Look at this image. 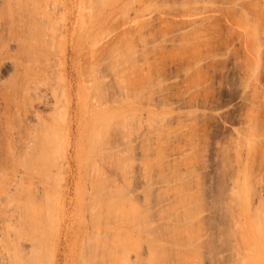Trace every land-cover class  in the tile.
Segmentation results:
<instances>
[{
	"label": "rangeland",
	"instance_id": "374dc122",
	"mask_svg": "<svg viewBox=\"0 0 264 264\" xmlns=\"http://www.w3.org/2000/svg\"><path fill=\"white\" fill-rule=\"evenodd\" d=\"M28 2L29 5L26 4L28 6L25 5V7L29 10L32 5L30 1ZM10 3L8 0H0V264H82L83 262L90 264L91 261L95 264H264V239L262 238L264 236V0H47L49 8L47 15H49L48 17L46 15L40 22L42 24L40 28L44 24V29H47L44 30L47 32L43 31L46 36L44 38L41 34L36 35L37 44L45 46L46 42L48 52L43 62L44 67L47 66L50 70L48 79L36 85V90L43 94L44 100H37L32 95L33 85L26 93L30 96L28 99L26 95L22 98L20 93H17L16 88L25 77L31 76L34 79L35 68L31 75L30 64L27 65L24 62V51L17 49L16 43L10 40L9 35L11 34H8L6 25L10 23L11 15L5 9L11 7ZM115 3L116 5L112 6ZM62 6H64V10ZM12 7L14 6L12 5ZM110 10L112 12L114 10L113 14H115H111ZM108 12H110L109 15H107ZM104 15H106V19L103 17ZM28 19L34 20L33 17L30 19V16ZM36 20L35 18L34 23L30 21L32 22L30 24L36 26L38 24ZM100 21L106 22L102 25ZM65 25H67V29ZM94 30H100L98 32L103 30L102 33L107 35L96 46L90 39ZM60 33L61 35L64 33L62 37ZM50 37L53 40H50ZM87 39L90 40L87 41ZM81 40H83V46H88V49L86 46L81 47ZM78 42L81 48L78 47ZM89 45H92L93 48ZM73 48L80 49V53L76 49L77 52H75ZM89 51L94 53V55L91 53V57L94 56L98 63L94 62V58L91 59L90 55H86ZM82 54L86 57L83 58ZM89 59L98 65L97 69L94 64H92L93 66L90 64L91 61L88 62ZM64 60H66V66L68 65L66 67L67 74L72 77L71 82H73L69 96V100H73L70 117L69 115L64 117L66 116L67 103L63 105L65 106L63 109L62 104L66 101L61 97L62 87L58 76V73H61V62ZM87 63L88 65H86ZM84 67L85 69L89 68L88 71L85 69L83 71ZM92 68L94 73L97 72L94 74L95 77L98 76L100 79L104 77L101 80L98 78L99 81L97 79L96 84L99 83L98 86L102 87L100 91L103 88L108 89L106 90L108 96L105 93V97H101L104 92L95 94L97 90H94L95 84L92 83L95 80H92L91 84L88 83L87 78L93 75L89 72ZM98 68L100 69L98 70ZM87 72L90 75L85 77L87 79L85 82L86 79L83 75H86ZM116 72L117 74H115ZM80 81L81 87L77 86ZM84 82L88 83L90 89ZM101 83L104 85L102 86ZM92 84L93 86H91ZM97 87L95 89L99 88ZM104 89L102 91H105ZM79 92L84 97H90L89 100L92 102L87 104L94 103L96 106L102 104L101 102L109 105L112 103L110 98L114 94L115 101L112 99L111 101L116 103L118 101V105L115 103L109 105L116 106L111 107L114 109L110 114L112 124L110 122L107 123L110 126L106 124L109 135L105 131L106 125H100L94 121L93 115L88 118L89 105L84 106V110L87 112L84 111L81 112L83 115L80 114L79 109L82 106L80 101L78 100V108L74 104ZM16 94H19L18 97ZM61 99L64 101L63 103ZM87 99L88 97H86ZM12 101L15 104H12ZM20 101L23 102V108ZM17 104H20L18 107L22 109L12 108V105L16 107ZM103 107L102 104L101 108ZM76 108L78 114L75 113L77 112ZM33 111H38V114L40 113L39 115H42L41 118L44 119L37 116L41 120L38 119L32 114ZM62 112L64 113L63 120L66 118L67 124L70 123V126L66 124L69 127L64 129L66 134L61 132L63 128H58L60 127L58 124L62 123V118L58 117L59 121L57 122L51 117L52 114L60 116ZM49 117L58 124H55L54 121L50 122ZM38 120L39 124H37ZM81 124H85L87 129L84 130V127L81 129ZM28 125L29 130L33 129L35 134L39 135L36 136L35 141L28 139H33L32 137L35 136L34 131H28ZM38 125L48 128L43 126L44 128L37 129ZM23 126H26L27 130H24ZM34 126H37L36 129L39 131L44 129V132L48 129L50 132L58 128L57 132L54 130L56 136H51L55 139L59 136L58 143L54 145L55 142L52 139H48L49 142H47L48 140L44 139L47 135L42 133L43 136L46 135L43 137L39 131L36 133L37 130ZM104 126L106 128L103 129V137L100 135V129L102 130ZM94 128H97L100 133L95 135L94 133L97 131ZM21 131L25 132V135L28 134L27 132L34 134H31L32 137L30 134L29 137L26 136L30 142ZM62 133L65 134L64 138ZM82 134H86V136L83 137ZM21 135L26 140L25 150L31 142L43 144V139L44 142H47V147L53 145L58 147L59 150L54 146L50 147L59 151L60 155H58L59 153L56 155L60 159L54 155L58 161L50 152L51 157L46 155L45 152L49 149L45 150V155L42 151L37 152L39 150H35L36 152L32 150L34 153L31 151L33 155L39 153L40 159L43 154L45 158L48 156L50 159L53 157V161L56 160L54 165L52 164L53 166H49L51 165H48L50 159L47 158L46 163L45 161L43 163L46 165H41V169L44 166V170L51 168L50 170L57 171L36 170L37 174L49 177L48 182L40 181L43 179V177L40 178L41 175L36 174L38 178L34 177L36 172L31 175L30 172L35 171L36 166L39 169V162L44 160L41 159L38 162L39 159H37L34 163L35 159L33 158L36 156H32V154L29 156L30 159L23 155L26 158L25 161L31 160L33 164L37 162L39 164L34 165V170L31 171H28L30 169L27 168V173L29 172L30 175L22 173L23 177L18 173L25 165L29 164L28 167L31 166V169L33 166L30 161L22 166V162H24L22 154L27 151L21 149L23 143L18 140L21 139L19 137ZM95 136H98L99 139L103 137L104 140L99 142ZM74 137H78L77 140ZM92 137L98 139L97 144H101V147L106 149L103 150L104 155L107 153L103 158L106 163L101 161L104 165L100 166L103 168L99 166L97 169L103 170L96 171L100 178L95 172L90 171L89 167L87 169L80 168L81 166L86 167L85 161L90 158L89 148L92 146L90 144L96 140ZM9 138L12 139V144ZM79 138L82 143L78 142ZM7 139L9 143H7ZM41 139L42 141H40ZM76 142L78 145L75 144ZM49 143L53 145H49ZM86 143L87 145H85ZM37 144L34 146L35 148ZM80 144L81 146L83 144L82 148L79 146ZM29 148L32 149L31 146ZM39 149L41 150L42 146ZM43 149H45L44 144ZM15 151H17L14 163L16 165L13 168L9 158L10 153ZM50 151L52 152V150ZM61 151L64 152V155ZM84 152L86 153L84 154ZM116 156L118 158H115ZM17 158H21L18 163ZM74 165L78 166L79 171ZM106 166L109 168L107 169ZM22 170L24 171V169ZM49 171L52 173H48ZM58 171H61L59 177L56 175ZM85 175L88 178L91 175V180L98 181V178L100 179V183H96L97 189L94 184L97 181H94L92 183L94 185H92L90 182L93 180H88ZM26 176L27 179H25ZM94 176L95 178H93ZM77 178L79 181L77 180L76 183ZM84 180L86 187L83 184ZM62 183L65 184L62 185ZM78 186H81L82 191ZM88 186L93 190L89 191L91 189ZM117 186L118 189H116ZM64 188L68 190H65L67 192L63 194L61 192ZM108 188H112L114 191ZM43 189L47 190V195H44ZM84 189L86 190L85 194L91 193L84 195ZM101 189H105V193ZM94 190L99 193L98 201H95L97 206H94L93 200L89 199L95 194ZM40 193L46 197L43 199ZM73 196H77V199ZM111 196L113 197L111 198ZM78 199H80L79 204L74 202ZM88 199L93 207H90ZM29 202L30 206H26L32 208L22 207ZM35 202H37L36 205ZM85 203H88L89 206H86L88 204L85 205ZM38 204H40L39 207H37ZM78 207L80 211H78ZM81 208L84 210L92 208V211L89 209L88 214L87 209L83 212ZM71 212L74 217L70 215ZM77 212L81 214H77ZM75 213L78 215L77 217ZM80 215L83 216L79 217ZM91 215L94 219H96L95 217L104 219H99V224L102 225L101 231L99 228L90 230ZM93 218L92 220H94ZM85 221L88 222L83 226ZM32 222L37 226L32 225ZM27 224H31V226L29 227ZM22 228L27 230V234L24 233L25 236H29L28 233L32 231L29 237L30 241L27 236L23 238L24 234L20 236L23 233ZM196 229H198L196 231L198 235L195 234ZM75 232L79 234L76 233L77 236H75ZM72 233L74 234L72 235ZM90 233L92 239L88 240ZM92 233L100 235L97 238ZM84 234L88 236H84ZM74 239L75 245H73V241L70 242ZM84 241H89V243L87 242L86 245ZM90 241H93V244ZM92 245L94 248L91 247ZM31 246L36 247L34 252L30 248ZM72 246L75 248L73 249ZM71 249L74 253L70 251ZM29 250L32 254L27 255ZM92 250L95 252L94 254L92 252L95 258L91 257L94 259L89 260L91 255L88 256V254H91ZM82 258H84L83 262ZM64 259H67L68 263ZM93 262L91 263L94 264Z\"/></svg>",
	"mask_w": 264,
	"mask_h": 264
},
{
	"label": "bare ground",
	"instance_id": "6f19581e",
	"mask_svg": "<svg viewBox=\"0 0 264 264\" xmlns=\"http://www.w3.org/2000/svg\"><path fill=\"white\" fill-rule=\"evenodd\" d=\"M10 1H11V0H8L9 3H10ZM28 1H30V4L32 5V6H31V9H29V10L26 8V7L29 5V4H28V3H29ZM43 1H44V0H12L11 3H10V5H9V6H11V7H9V8L12 10V12H10L11 10H10L9 8H5L6 11L9 12L10 15H11L10 20L8 19L10 23L7 22L8 25H6V26L8 27V34H11V35H9L10 40H11V41H14V42L16 43V45H17V49H19V50H23V51H24V62H25L27 65L30 64V67H31V75H32L33 70H34V68H35L34 79H32L31 76H30L29 78H26V77H25V78L22 80V83L20 82V85L16 88L17 93L19 92L20 95L22 96V98L25 97V95H26L27 99H28L30 96H28L26 93H27V91L31 88V86L33 85V93H32V95H33L34 97H36L37 100H38V99H40V100H44V96H43V94H40V92L36 90V85H37L38 83H42V82L46 81V80L48 79V75H49L48 72L50 71V70H48V67H47V66L44 67V65H43V62L45 61V59H46V55H47V53H48V52H47V45H46V42H45V46H46V47H45V46H42V45H39V44H37V42H36V35H37V34H41L43 37L46 36L45 34H43V31H44V30H47V29H46V28L44 29V24H43V27H42L43 29L40 28V25H42V24H40V22H41V20L44 19V17H46L47 13H49V12H47V10H48L49 8L47 7V3H48V2L46 3L47 0H45V3H43ZM63 1H66V0H63ZM67 1H68V0H67ZM102 1H103V0H102ZM61 2H62V1H61ZM61 2H60V4H61ZM13 3H14V4H13ZM4 4H6V3H4ZM26 4H28V5H26ZM48 4H49V3H48ZM63 4H64V2H63ZM12 5H13L14 7H12ZM25 5H26V7H25ZM64 5H65V4H64ZM104 5H105V4H104ZM115 5H116V3L113 4L112 6H115ZM69 6H70V5H69ZM5 7H6V6H5ZM7 7H8V6H7ZM60 7H61V6H60ZM66 7H68V6H66ZM12 8H13V9H12ZM28 8H29V7H28ZM63 8H64V6H62V9H63ZM112 8H113V7H112ZM114 8H115V7H114ZM26 9H27V10H26ZM116 9H117V8H116ZM116 9H115V11H116ZM8 10H9V11H8ZM13 10H14V11H13ZM59 10H60V9H59ZM63 10H64V9H63ZM66 10H67V9H66ZM79 10H80V9H79ZM27 11H28V12H27ZM60 11H61V10H60ZM60 11H59V13H60ZM72 11H73V10H72ZM110 11H111V14H113L114 10H113V12H112V10H110ZM65 12H66V11H65ZM79 12H80V11H79ZM183 12H184V11H183ZM71 13H72V12H71ZM77 13H78V12H77ZM109 13H110V12H108L107 15H109ZM188 13H189V12H188ZM68 14H69V12H68ZM68 14H66L67 17H69ZM111 14H110V16H111ZM114 14H115V13H114ZM114 14H113V15H114ZM48 15H49V14H48ZM48 15H47V17H48ZM66 15H65V16H66ZM96 15H97V14H96ZM113 15H112V16H113ZM7 16H8V15H7ZM24 16H25V19H24ZM28 16H30V19H32V17H33V19L35 20V18H36V19H37L36 22L38 21V24H37L36 26H34V24H33V25L30 24V23H32V22L34 23V20H29V19H28ZM31 16H32V17H31ZM58 16H59V15H58ZM105 16H106V15H104L103 17H105ZM26 17H27L28 20L26 19ZM34 17H35V18H34ZM103 17H102V18H103ZM8 18H9V17H8ZM63 18H64V17H63ZM71 18H72V16H71ZM239 18H240V17H239ZM241 18H242V17H241ZM241 18H240V19H241ZM105 19H106V17H105ZM105 19H104V20H105ZM107 19H108V17H107ZM243 19H244V18H243ZM8 20H7V21H8ZM25 20H27V21H25ZM60 20H61V19H60ZM62 20H63V19H62ZM66 20H68V19H66ZM66 20H65V21H66ZM69 20H70V19H69ZM75 20H76V19H75ZM87 20H88V17H87ZM108 20H109V19H108ZM28 21H29V22H28ZM30 21H32V22H30ZM71 21H72V20H71ZM71 21H70V22H71ZM101 21H102V19H101ZM101 21H100V22H101ZM36 22H35V23H36ZM60 22H61V21H60ZM73 22H74V21H73ZM104 22H106V21H104ZM104 22H101L102 25H103ZM107 22H108V21H107ZM234 22H235V21H234ZM242 22H243V21H242ZM42 23H44V22H42ZM61 23H62V22H61ZM98 23H99V22H98ZM73 24H74V23H73ZM99 24H100V23H99ZM105 24H106V23H105ZM105 24H104V26H106ZM247 24H248V23H247ZM100 25H101V24H100ZM100 25H99V26H100ZM6 26H5V27H6ZM32 26H34V28H32ZM65 26H66V29H67V25H65ZM65 26H64V27H65ZM95 26H96V25H95ZM99 26H98V27H99ZM239 26H240V25H239ZM242 26H243V25H242ZM7 27H6V30H7ZM75 27H76V26H75ZM101 27H102V26H101ZM245 27H246V26H245ZM61 28H62V25H61ZM94 28H95V27H94ZM94 28H92V29H94ZM98 29H100V27H99ZM102 29H103V28H102ZM107 29H108V28H107ZM246 29H247V28H246ZM246 29H245V30H246ZM253 29H254V28H253ZM61 30H62V29H61ZM63 30H64V29H63ZM71 30H73V29L71 28ZM95 30H96V29H95ZM95 30H94V31H95ZM251 30H252V29H251ZM255 30H256V29H255ZM98 31H100V30H98ZM98 31H95V32H97V33L94 32V34H93V31H92V34H93V35H92V37L90 38L91 41H92V44L94 43L95 46L98 45V44L101 42V40H102L105 36H107V35H104V34L102 33L103 30H101V32H98ZM44 32H47V31H44ZM70 32H72V31H70ZM75 32H76V31H75ZM245 32H246V31H245ZM245 32H244V33H245ZM251 32H252V31H251ZM83 33H84V30H83ZM104 33L106 34V31H105ZM46 34H47V33H46ZM63 34H64V33H63ZM63 34H62V35H63ZM77 34H78V33H77ZM90 34H91V33H90ZM250 34L253 35L252 33H250ZM250 34H249V35H250ZM50 35H51V34H50ZM60 35H61V33H60ZM62 35H61V37H62ZM78 35L80 36V34H78ZM87 35H88V33H87ZM247 35H248V34H247ZM251 35H250V36H251ZM47 36H48V34H47ZM52 36H53V35H52ZM74 36H75V35H74ZM253 36H254V35H253ZM76 37H77V36H76ZM44 38H45V37H44ZM63 38H64V36H63ZM63 38H62V39H63ZM60 39H61V38H60ZM62 39H61V40H62ZM77 39H78V38H77ZM85 39H86V37H85ZM90 39H87V41L90 40ZM256 39H257V38H256ZM50 40H53L52 37H50ZM58 40H59V39H58ZM63 40H64V39H63ZM65 40H66V39H65ZM71 40H73V39L71 38ZM78 40H80V39H78ZM78 40H76V41H78ZM246 40H247V39H246ZM74 41H75V38H74ZM82 41H83V40H81V43H82ZM84 41H85V40H84ZM87 41H86V42H87ZM255 41H256V40H255ZM255 41H254V42H255ZM51 42H52V41H51ZM68 42H69V41H68ZM72 42H73V41H72ZM249 42H250V41H249ZM63 43H64V42H63ZM63 43H62V46H63ZM76 43H77V42H76ZM69 44H70V43H69ZM69 44H68V46H69ZM72 44H73V43H72ZM72 44H71V46H72ZM94 44H93V45H94ZM75 45H76V44H75ZM77 45H79V42H78ZM84 46H86V45H84ZM84 46H83V43H82L81 47L84 48ZM89 46L93 48L92 45H89ZM95 46H94V47H95ZM74 47H75V46H74ZM78 47H80V45H79ZM81 47H80V48H81ZM86 47H87V49H88V46H86ZM86 47H85V49H86ZM245 47H246V46H245ZM250 47H251V44H250ZM252 47H253V46H252ZM62 48H64V47H62ZM70 48H72V47H70ZM76 48H77V46H76ZM76 48H75V49H76ZM75 49L73 48L74 51H75ZM95 49H96V47L94 48V50H95ZM250 49H251V48H250ZM76 50L79 51L80 49H76ZM82 50H84V49H82ZM94 50H93V52H95ZM77 51H75V52H77ZM91 51H92V50H91ZM65 52H66V51H65ZM72 52H73V51H72ZM93 52H91V53H93ZM62 53H63V51H62ZM70 53H71V52H70ZM79 53H80V51H79ZM79 53H78V54H79ZM91 53H90V51H89V53L86 54V55H90L89 57H91ZM64 54H66V53H64ZM64 54H63V55H64ZM73 54H74V52H73ZM75 54H76V56H77V53H75ZM63 55H62V56H63ZM86 55L83 56V54H82L83 58L86 57ZM92 55H94V53H93ZM108 55H109V54H108ZM251 55H252V54H251ZM76 56H75V57H76ZM255 56H256V55H255ZM107 57H108V56H107ZM92 58H94L93 61L96 62V61H95V57L93 56V57H91V59H92ZM110 58H111V57H110ZM61 59H62V57H61ZM91 59L88 60L89 63H90ZM116 59H117V58H116ZM111 60H112V59H111ZM254 60H255V59H254ZM65 61H66V60H64V62H63V61L61 62V65H62L61 68H60V69H61V73H58V72H57V73H58V76H59V78H60V80H61V87H62V94H61V97L64 99V101H66V102H64V101L61 99V100H62V103L64 102V104H62V106L65 105V103H67V104H66V105H67V111H66V113H65L66 116H64V117H67L68 115H69V117H70V116H71V115H70V111H71V107H72V104H73V100H69V96H70L71 91H72L71 89H72V87H73V86H72L73 82H71V81H72V77H71V76H68V74H67L66 67H67L68 65L66 66ZM83 61H85V60H83ZM86 61H87V60H86ZM70 62H71V61H70ZM96 63H98V62H96ZM104 63H106V62H104ZM71 64H72V63H71ZM84 64H85V63H84ZM90 64L92 65V64H94V63H92V61H91ZM75 65H76V63H75ZM75 65H74V66H75ZM86 65H88V63H87ZM94 65H95V64H94ZM100 65H101V64H100ZM78 66H82V65H78ZM78 66H77V67H78ZM92 66H93V65H92ZM97 66H98V65L96 64L94 67L97 69ZM94 67H93V68H94ZM99 67H100V66H99ZM72 68H74V67L72 66ZM75 68H76V66H75ZM75 68H74V69H75ZM93 68L91 69L92 72L89 70V72L93 74V75L90 76V77H91V80H90V77H88V76L90 75L88 72H87L86 75H85V74H84V75L82 74V75L84 76V79H86V78H85L86 76L88 77V78H87V79L89 80L88 83H90V84H91V81H92V80H95V81H93L92 83L95 84L94 86H96V85L98 86L99 83H98V84H96V83H97V79H98L99 77H98V76H97V77L94 76V74L97 73V72L94 73V72H93ZM69 69H70V68H69ZM82 69H83V71H85V70L88 71L89 68L87 69V67H86V69H85V67H84V68H82ZM84 69H85V70H84ZM99 69H100V68H98V70H99ZM108 69H110V68H108ZM72 70H73V69H72ZM78 70H79V69H78ZM105 70H106V69H105ZM115 70H116V69H115ZM76 71H77V69H76ZM79 71H80V70H79ZM103 71H104V70H103ZM106 71H107V70H106ZM106 71H105V72H106ZM109 71H110V70H109ZM116 71H117V70H116ZM73 72H74V70H73ZM99 72H100V71H99ZM77 73H79V72H77ZM82 73H83V72H82ZM84 73H86V72H84ZM109 73H110V72H109ZM71 74H72V73H71ZM75 74H76V73H75ZM105 74H106V73H105ZM115 74H117V72H116ZM78 75H80V74H78ZM82 75H81V76H82ZM101 75H102V74H101ZM76 76H77V75H76ZM92 76H94V77H92ZM103 76H104V74H103ZM115 76H118V75H115ZM74 77H75V75H74ZM79 77H80V76H79ZM79 77H76V78L79 79ZM82 78H83V77H82ZM94 78H95V79H94ZM103 78H104V77H103ZM103 78H101V79H103ZM87 79L85 80V82H87ZM99 79H100V78H99ZM99 79H98V81H99ZM101 79H100V80H101ZM115 79H116V78H115ZM82 80H83V79H82ZM74 81H75V79H74ZM78 81H79V80H78ZM78 81H77V82H78ZM102 81H103V80H102ZM102 81H101V82H102ZM107 81H108V80H107ZM107 81H106V84H107ZM117 81H118V80H117ZM85 82H84V83H85ZM88 83H87V84L85 83V84L88 86ZM103 83H104V81H103ZM78 84H79V83H77V86H80V87H81V81H80V84H79V85H78ZM90 84H89V85H90ZM93 84H92L91 86H93ZM101 84H102V83H101ZM75 85H76V84H75ZM103 85H104V84H102V86H103ZM116 85H117V83H116ZM77 86H76V87H77ZM94 86H93L94 90H95V91L97 90V91L95 92L92 88H91V89L93 90V92H95V94L98 93V92H102V93L104 92V95H102V94L100 93V94L102 95L101 97H103V96L105 97V93H106V95H107L106 90H108V89L105 90V89L103 88L105 91H102L103 89L100 91V89H101L102 87L100 88V87L98 86V87H99V88H98V87L96 86L98 89H95L96 87H94ZM76 87H75V88H76ZM80 87H79V89H81ZM83 87H84V86H83ZM85 87H86V86H85ZM88 87H89V89H90V86H88ZM77 88H78V87H77ZM89 89H88V91H89ZM84 90H85V89H84ZM98 90H99V91H98ZM77 91H78V89H77ZM82 91H83V90H82ZM82 91H81V92H82ZM73 92H76V91H73ZM85 92H86V91H84V94H86ZM77 93H78V92H77ZM79 93H80V92H79ZM87 93H88V92H87ZM91 93H92V91H91ZM112 93H113V92H112ZM95 94H94V96H96ZM16 95H17V94H16ZM16 95H15V97H16ZM18 95H19V94H18ZM18 95H17V97H18ZM80 95H82L81 97H82L83 99H82L81 97L79 98ZM88 95H89V94H88ZM97 95H99V94H97ZM109 95H111V94H109ZM21 96H19V97H21ZM79 96L76 97V95H75V97H76V102L74 101V102H75L74 104H75L76 107L78 108V106H79V104H78V100L80 101L81 105L83 106V107L80 106V108H81V109H79L80 114H81V112L83 113L84 111H86V110H84V106L89 105L90 108H89V106H88V110H90V111H88V112L86 111L87 114L89 113L88 118L91 117V116L93 115L92 118H94V121H96V122H97L98 124H100V125H102V124H103V125H106L107 123H109V122L111 121L110 118H111L112 116H111L110 114H111V111H113L114 109H111V107H112L113 105H112V106H109V105H111V104H113V103H115L116 105H118V101H117V103L114 102V101H115V100L113 99L114 94L112 95L113 97L111 96L112 98H110V102H112V103H110L109 105H105V102H104V103L101 102V103L103 104V106H104L103 108H101V105H102V104H100L99 106H96L94 103H89V104H87L88 102H92V101L89 100V99H90L89 96H86V95H85L86 97H88L87 100H89V101L86 100V97H84L83 94L80 93ZM107 96H108V95H107ZM107 96H106V97H107ZM115 96H117V95H115ZM71 97H72V96H71ZM13 99H14V98H13ZM99 99H100V98H99ZM111 99L114 100V101H111ZM115 99L117 100V98H115ZM95 100H96V99H95ZM14 101H16V100H14ZM120 101H121V100H120ZM20 102H21V101H20ZM93 102L96 103V101H94V100H93ZM13 103L15 104V102L12 101V104H13ZM17 103H19V102H17ZM21 104H22L21 106H22V108H23V102H21ZM77 104H78V106H77ZM86 104H87V105H86ZM115 104H114V105H115ZM19 105H20V104H17L16 107H15V106L13 107V105H12V108H14V109L16 108V109H17V107H18ZM75 105H74V106H75ZM91 106H92V107H91ZM49 107H50V105H49ZM64 107H65V106H63V109H65ZM96 107H97V108H96ZM113 107H116V106H113ZM18 108H19V107H18ZM22 108H19V109H22ZM77 108H76L77 112H75L76 114H78V109H77ZM93 108H94V109H93ZM98 108H99V109H98ZM19 109H18V110H19ZM74 109H75V108H74ZM49 110H50V109H49ZM14 111H16V110H14ZM64 111H65V110H64ZM72 111H74V110H72ZM115 112H116V111H115ZM13 113H14V112H13ZM73 113H74V112H73ZM32 114H34L36 117H37V116H39L40 118L42 117V115H39L40 113L38 114V111H33ZM76 114H75V115H76ZM116 114H117V112H116ZM63 115H64L63 112H62V115H60L61 117L59 116V114H57V116H56L55 114H52V116L49 115V116L53 117V119H56L57 122L59 121V120H58V117H59V118H62V123L60 122L61 125H59V124H58L56 121H54L53 119L51 120L50 117H49V119L51 120L50 122H53V121H54V123L56 122L55 124H58V126H60V127H58V128H60V129L63 128V130H61V132H64V133H65L64 129H66V127L68 128V127L70 126V123H68L69 126H66V124H67V122H66V118L63 120V118H64ZM75 115H74V116H75ZM81 115H83V114H81ZM81 115H79V117H80ZM35 116H34V119H36ZM44 116H45V115H44ZM47 116H48V115H47ZM47 116H46V117H47ZM76 116H77V115H76ZM55 117H56V118H55ZM81 117H82V116H81ZM85 117H86V116H85ZM37 118H38V117H37ZM40 118H38V119H40ZM72 118H73V117H72ZM83 118H84V117H83ZM41 119H42V118H41ZM41 119H40V120H41ZM43 119H44V118H43ZM43 119H42V120H43ZM47 119H48V118H47ZM84 119H85V118H84ZM86 119H87V118H86ZM68 120H69V118H68ZM81 120H82V119H81ZM87 120H88V119H87ZM36 121H37V120H36ZM36 121H35V122H36ZM48 121H49V120H48ZM60 121H61V120H60ZM85 121H86V120H85ZM39 122H40V121L38 120V123H37V124H39ZM45 122L48 124L47 121H45ZM50 122H49V125L51 124ZM76 122H77V121H76ZM76 122H75V123H76ZM90 122H91V120H90ZM27 123H28V122H27ZM29 123H30V122H29ZM29 123H28V124H29ZM54 123H53V124H54ZM75 123H74V124H75ZM86 123H88V122H86ZM94 123H95V122H94ZM97 123H96V124H97ZM110 123H111V122H110ZM113 123H114V122H113ZM55 124H54V125H55ZM68 124H67V125H68ZM88 124H89V123H88ZM88 124H86V125H88ZM111 124H112V123H111ZM114 124H115V123H114ZM25 125H27V124H25ZM30 125H31V124H30ZM44 125H45V124H44ZM44 125H40V126H41L42 128L47 127V126H44ZM79 125H80V123H79ZM81 125H82V126H81V129H82L83 127H84V130L87 129V128L85 127V124H81ZM107 125H109V124H107ZM107 125H106L107 128L104 126V128H102V130L100 129L101 133H100L99 130L97 131V128L99 129V127H97V125H96L97 128H96V129L94 128V130H96L97 132L94 131V132H96V133H94V134L96 135V134H99V133H100V135L102 136L103 133H104V132H103V129L106 128V129H105L106 134L109 135V134L107 133V130H108V126H107ZM43 126H44V127H43ZM93 126H95V125L93 124ZM93 126H91V127L93 128ZM109 126H110V125H109ZM111 126H112V125H111ZM24 127H25V129H24ZM30 127H32V126H30ZM41 127H39V125H38V128H37V126H36V127L34 126L35 129H36V128H37V129H40ZM52 127H53V126H52ZM75 127H76V126H75ZM77 127H78V126H77ZM87 127H88V126H87ZM32 128H33V127H32ZM47 128H48V127H47ZM50 128H51V127H50ZM58 128H57V130H56V128H55V129L53 128V129L56 130V132H57V131L59 130ZM100 128H101V127H100ZM23 129H24V130H27L26 126H23ZM30 129H31V128H30ZM37 129H36V130H37ZM76 129L78 130V128H76ZM45 130H46V128H45ZM49 130H50V129L46 130L47 132H46V131L44 132V129H41L40 131L37 130L36 133H38V131H39V132H40L39 134H41V136H43L42 133H43V134L45 133L47 136L44 135L43 137L46 136L47 139H46V138H44V139H45V140H48V139L51 140V139H52V141L55 142V143H54V145H55L56 143H58L57 141H58V139H59V136L56 137L57 139L53 138L54 135L56 136V133L54 132V130H51L50 132H49ZM70 130H71V128H70ZM70 130H68V131H70ZM77 130H76V132H77ZM79 130H80V128H79ZM84 130H83V131H84ZM28 131L33 132L34 130H33V129H32V130H29V125H28ZM41 131H43V132H41ZM83 131H82V133H83ZM92 131H93V129H92ZM109 131H110V130H109ZM51 132H52V133H51ZM78 132H79V131H78ZM87 132H88V131H87ZM98 132H99V133H98ZM110 132H111V131H110ZM21 133H23V131H21ZM21 133H20V134H21ZM24 133H25V132H24ZM24 133H23V134H24ZM27 133H28V134H27ZM27 133H26V134H27L28 136L24 134L25 137H26V136L29 137V134H30V133H29V132H27ZM33 133L35 134V131H34ZM33 133H31V134H33ZM48 133H49V134L51 133V134L49 135ZM54 133H55V134H54ZM58 133H59V132H58ZM58 133H57V135H59ZM64 133H62V134H63V138H64V135L66 134V133H65V134H64ZM67 133H68V132H67ZM89 133H90V132H89ZM31 134H30V135H31ZM34 134H33V135H34ZM75 134H76V133H75ZM86 134H87V133H86ZM86 134H84V135L86 136ZM94 134H92V135H94ZM106 134H105V135H106ZM52 135H53V137H51ZM76 135H77V134H76ZM78 135H79V133H78ZM84 135L82 134L83 137H84ZM36 136L38 137L39 135L35 134V136H33V137H32V135H31V137H32L33 139H30V138H28V139H29L30 141H31V140L35 141V139L37 138ZM79 136H80V135H79ZM82 136H81V137H82ZM87 136H88V135H87ZM90 136H91V135H90ZM19 137H20L21 139H18V140H20V141L23 143V146H22V147H23V148H24V147H27V146H25V145H27V144H26L25 137H23V135H21V136H19ZM19 137H18V138H19ZM27 137H26V139H27ZM34 137H35V138H34ZM61 137H62V136H61ZM67 137H68V136H67ZM67 137H65V138H67ZM95 137L98 138V136H95ZM103 137H104V135H103ZM103 137H102L101 139L98 138L99 140L96 139V138H94V137H92V138H94V139H96V140H95V142H93V143L91 142V144H90V145H92V146L89 148L90 158L88 159V161L83 160V162H84V161L86 162V165H85L86 167H84V166H81V167H80V166H79L80 168L83 167V169H84V168L87 169V168L89 167L90 171L95 172V174L101 170V169H100V170H97V169L99 168L100 165L103 164V163H102V162H104L103 158H105V155H107V153L105 152L106 154L104 155L103 150H104L105 148H102L103 146L101 147V144H97V143H98L97 140H98L99 142H101L102 139L104 140ZM13 138H14V137H13ZM63 138H62V139H63ZM71 138H72V137H71ZM74 138H76L75 140H77L78 137H74ZM106 138H108V137L106 136ZM109 138H110V137H109ZM9 139H10L9 141H11V144H12V139H11V138H9ZM28 139H27V141H29ZM39 139H40V138H39ZM42 139H43V138H42ZM42 139H41L40 141H42ZM44 139H43L42 143L44 144L45 149H43V144H41L40 142H38L39 144H41L40 146H39V144H37V143H35V142H31V143H29L32 149L29 148V147H30L29 144H28V148H29V149L27 148V150H25V148L23 149V148L21 147L22 151H23V150H24V151H27V152H24L25 154L22 152V153H23V154H22V157L24 158V159H23L24 162H22V164H23L22 166H24L25 164H27L29 161L32 162L31 160H29L28 162H26L27 160L25 161V159H26L25 156H26V157H27V156L29 157L30 154H32V156H36V158H35V157L33 158V159H35L34 163L36 162L37 159H39V160H37L38 162L41 161V159H44V160H42L43 162H42V161L39 162V163H40V166H39V165H38V166H39L40 168L37 169V166H36V167H35V168H36L35 171H31V170H34V168H33L34 165H36V164L38 163V162H37L36 164H33V162H32V165H33V166H32V169H31V166H30V168L28 167V165H29V164H28V165H25V166H27V167L24 166V167L22 168V169H24V171L21 169V171H19L18 173H20L21 175H23L22 173H24L25 175H26V174L30 175V173H31V175H32L33 172H34V173L36 172L34 177H37V178H38L37 175H39V174H37L38 171H36V170H41L42 172H46V170L49 169V168H46V169L44 170V166H43V168H42V169L44 170V171H43V170L41 169V167H42L41 165H46V164H43V163H44V161H45V163H46V159H47V158H48V160L50 159L48 156L51 157V156L53 155V157L56 158V156H57L56 154L59 153V151H57L58 147H57V146L55 147L52 143H49V145L52 144V145L54 146V148H57V149H54V148L52 149V148H50V147H53V146H49V147H47L48 145H46V143L49 142V140H48L47 142H44ZM54 139H55V140H54ZM62 139H61V140H62ZM67 139H68V138H67ZM67 139H65V140L67 141ZM86 139L90 140L89 138H86ZM37 140H38V139H37ZM84 140H85V139H84ZM88 140H87V141H88ZM106 140H107V139H106ZM7 141H8V139H7ZM9 141H8L7 143H9ZM30 141H29V142H30ZM52 141H51V142H52ZM63 141H64V140H63ZM63 141H62V143H63ZM70 141H71V139H70ZM90 141H92V140H90ZM36 142H37V141H36ZM72 142H73V141H72ZM78 142L82 143L81 140H80V138L78 139ZM78 142H76L75 144L78 145ZM103 142H104V141H103ZM109 142H110V141H109ZM111 142H112V141H111ZM32 143H33V144H32ZM65 143H67V142H65ZM65 143H64V145H66ZM88 143H89V142H88ZM106 143H108V142H106ZM36 144H37V146H39L38 149H37V146H36V148L34 147ZM110 144H111V143H110ZM32 145H33V146H32ZM57 145H58V144H57ZM60 145H63V144H60ZM85 145H87V143H86ZM85 145H84V146H85ZM90 145H89V146H90ZM112 145H114V144L112 143ZM41 146H42V149H43V150H42V149H41V150L39 149ZM71 146H72V145H71ZM73 146H74V143H73ZM79 146L82 148L83 144H82V146H81V144H80ZM104 146H105V145H104ZM106 146H107V144H106ZM109 146L111 147V145H109ZM109 146H108V147H109ZM33 147H34V148H33ZM62 147H66V146H62ZM67 147H68V145H67ZM74 147H75V146H74ZM80 147H79V148H80ZM87 147H88V146H87ZM87 147H86V148H87ZM46 148H47V149H46ZM60 148H61V147H60ZM75 148H76V147H75ZM48 149H49V150H48ZM72 149H73V148H72ZM32 150H33L34 152H36L35 150H39V151H37V152H41V151H42V153H43L44 155H45V153H46V155H48V156L45 158V156H43V154H42V155H41L42 158L40 159V158H39L40 156H38V155H40V154L38 153V155H36V153H35V154L33 155L34 152H33ZM45 150H48V151L45 152ZM50 150H52V152H51ZM53 150H54V151H53ZM58 150H59V149H58ZM61 150H62V148H61ZM64 150H65V149H64ZM80 150H81V149H80ZM105 150H106V149H105ZM31 151H32L33 153H32ZM77 151H79V150L77 149ZM16 152H17V151H15V152H11V153H10V158H9V159L11 160L10 163H11V166H12L13 168H14L15 165H16V164L14 165V163L16 162V159H15V156H16L15 153H16ZM28 152H29V154H28ZM30 152H31V153H30ZM44 152H45V153H44ZM49 152H50L52 155H51ZM53 152H55V153H53ZM61 152H63V151H61ZM75 152H76V151H75ZM20 153H21V152H20ZM47 153H49V154H47ZM79 153H80V152H79ZM85 153H86V152H84V154H85ZM87 153H88V152H87ZM27 154H28V155H27ZM72 154H74V153H72ZM77 154H78V152H77ZM77 154H74V155H77ZM113 154H114V153H113ZM23 155H25V156H23ZM54 155H56V156H54ZM58 155H60V153H59ZM63 155H64V152H63ZM65 155H66V154H65ZM74 155H73V156H74ZM80 155H81V154H80ZM110 155H111V154H110ZM66 156H67V155H66ZM68 156H69V155H68ZM78 156H79V155H78ZM103 156H104V157H103ZM108 156H109V155H108ZM108 156H107V157H108ZM112 156H115V155H112ZM28 157H27V158H28ZM43 157H44V158H43ZM53 157L50 159L51 163H50V161H49V163H48V165L51 164V165H49V166H53V165H54L53 163H55L56 160L58 161V159H60V157L57 156L58 159L56 158V160L53 161V160H52V159H54ZM76 157H77V156H76ZM76 157H75V158H76ZM81 157H83V156L81 155ZM61 158H62V155H61ZM68 158H69V157H68ZM75 158H74V159H75ZM78 158H79V157H78ZM78 158H77V159H78ZM115 158H118V157L116 156ZM20 159H21V158H17V163L19 162L18 160H20ZM29 159H30V157H29ZM62 159H63V158H62ZM72 159H73V158H72ZM80 159H82V158H80ZM83 159H85V158H83ZM75 160H76V159H75ZM86 160H87V159H86ZM52 161H53V162H52ZM60 161H61V160H60ZM62 161H64V160H62ZM76 161L79 162V160H76ZM101 161H102V162H101ZM105 161H106V160H105ZM113 161H115V160L113 159ZM117 161H118V160H117ZM78 162H77V163H78ZM81 162H82V160H81ZM85 162H84V163H85ZM39 163H38V164H39ZM66 163H67V162H66ZM74 163H75V161H74ZM84 163H83V164H84ZM104 163H106V162H104ZM111 163H112V162H111ZM52 164H53V165H52ZM57 164H59V162H57ZM57 164H56V165H57ZM63 164H64V163H63ZM107 164H108V163H107ZM115 164H116V163H115ZM48 165H47V167H49ZM60 165H61V164H60ZM77 165H78V164H77ZM77 165H76V166H77ZM80 165H81V163H80ZM103 165H104V164H103ZM105 165H106V164H105ZM111 165H113V164H111ZM22 166H21V167H22ZM61 166H62V165H61ZM64 166L66 167L65 164H64ZM74 166H75V165H74ZM76 166H75V167H76ZM107 166H108V165H107ZM107 166H106V168H107ZM12 167H11V168H12ZM54 167H55V166H54ZM100 167H102V166H100ZM25 168H26V169H25ZM27 168L30 169V170H28V171H31L30 173H29V172L27 173ZM52 168H53V167H52ZM55 168H57V167H55ZM62 168H63V167H62ZM102 168H103V167H102ZM108 168H109V167H108ZM108 168H107V169H108ZM110 168H111V167H110ZM50 169H51V168H50ZM50 169H49V170H50ZM57 169H58V168H57ZM60 169H61V167H60ZM63 169H64V168H63ZM69 169H70V168H69ZM77 169H78L77 171H79L78 166H77ZM52 170H53V169H52ZM52 170H50V171H52ZM58 170H59V169H58ZM61 170H62V169H61ZM75 170H76V169H75ZM102 170H103V169H102ZM102 170H101V171H102ZM110 170H111V169H110ZM114 170H115V169H114ZM41 171H40V172H41ZM50 171H49L48 173H52L53 171H57V170H53L52 172H50ZM66 171H67V170H66ZM66 171H65V173H67ZM85 171H86V170H85ZM96 171H97V172H96ZM112 171H113V168H112ZM60 172H61V171H60ZM60 172L58 171V174H57V172H56V175H58V177H59V175H61ZM62 172H63V171H62ZM69 172H70V171H69ZM82 172H83V171H82ZM104 172H105V171H104ZM113 172H114V171H113ZM13 173H14V172H13ZM13 173H12V176H13ZM34 173H33V174H34ZM78 173H79V172H78ZM100 173H101V172H100ZM100 173H99V174H100ZM36 174H37V175H36ZM107 174H108V173H107ZM113 174H114V173H113ZM40 175H41V176H40ZM40 175H39L40 178L43 177L42 180L39 179L40 181H44V182H45V181H47L48 178H49V177L46 178V176H44V174H40ZM50 175H51V174H50ZM56 175H55V176H56ZM62 175L65 176L64 174H62ZM66 175H67V174H66ZM70 175H71V174H70ZM77 175H78V174H77ZM82 175H84V174H82ZM82 175H81V176H82ZM96 175H97V174H96ZM102 175H103V172H102ZM102 175H101V176H102ZM105 175H106V174H105ZM74 176L76 177V175H74ZM85 176H86V175H85ZM97 176L100 178V175H97ZM111 176H112V175H111ZM23 177H24V175H23ZM72 177H73V176H72ZM44 178H46V179H44ZM60 178H61V176H60ZM69 178H70V177H69ZM79 178H80V177H79ZM81 178H82V177H81ZM81 178H80V179H81ZM84 178H85V177H84ZM84 178H83V179H84ZM86 178H88V177L86 176ZM90 178H92L91 175H90V177L88 178V180H91ZM93 178H95V176H94ZM96 178H97V177H96ZM99 178H98V181L92 179L93 181L91 180L92 182H90V184H92L94 181H97V182L94 183L95 186H96V183H98V182L100 181ZM102 178H103V176L101 177V179H102ZM25 179H27V176H26ZM70 179H71V178H70ZM29 180H30V179H29ZM29 180H27V181H29ZM58 180H59V179H58ZM61 180H62V179H61ZM73 180H74V179H73ZM73 180H72V181H73ZM77 180H78V178L76 179V183H77ZM32 181H34V180H32ZM69 181H70V180H69ZM78 181H79V180H78ZM102 181H103V180H102ZM105 181H106V180H105ZM47 182H48V181H47ZM74 182H75V181H74ZM111 182H112V181H111ZM36 183H37V182H36ZM38 183H39V182H38ZM45 183H46V182H45ZM78 183H80V182H78ZM84 183H85V180H84L83 184H84ZM99 183H100V182H99ZM41 184H42V183H41ZM64 184H65V183H62V185H64ZM71 184H72V183H71ZM80 184H81V183H80ZM94 184H92V185H94ZM107 184H108V183H107ZM110 184H111V183H110ZM34 185H35V184H34ZM42 185H43V184H42ZM42 185H41V186H42ZM44 185H48V184H44ZM75 185H76V184H75ZM87 185H89V184H87ZM92 185H91V186H92ZM99 185H100V184H99ZM60 186H61V185H60ZM84 186H85V184H84ZM84 186H83V187H84ZM97 186H98V185H97ZM97 186L95 187V189H97ZM100 186H101V185H100ZM110 186H111V185H110ZM42 187H43V186H42ZM67 187H68V186H67ZM76 187H77V186H76ZM76 187H75V188H76ZM80 187H81V186H80ZM80 187L78 186V188H80ZM83 187H82V188H83ZM85 187H86V186H85ZM88 187H89V186H88ZM92 187L94 188V186H92ZM105 187H106V186H105ZM238 187H239V186H238ZM62 188H63V187H62ZM89 188H90V187H89ZM89 188H88V189H89ZM103 188H104V187H103ZM112 188H113V187H112ZM112 188H111V189L108 188V189H109V190H113ZM115 188H116V187H115ZM247 188H248V187H247ZM41 189H42V188L40 187V190H41ZM46 189H47V188H46ZM46 189H43V193L45 192L44 195H47V194H48V192H47ZM80 189H81V188H80ZM80 189H79V191H80ZM86 189H87V188H86ZM90 189H91V188H90ZM99 189H100V188H99ZM108 189H106L107 192L109 191ZM116 189H118V186H117ZM65 190H68V189L64 188V189H63V192H61V193H63V194L66 193L67 191H65ZM69 190H70V189H69ZM73 190H74V189H73ZM92 190H93V189H91V190H89V191H92ZM104 190H105V189H104ZM104 190L101 189V191H104ZM178 190H179V189H178ZM75 191H76V190H75ZM81 191H82V189H81ZM85 191H86V190L84 189V195H87L88 193H91V192H88L87 194H85ZM87 191H88V190H87ZM113 191H114V190H113ZM116 191H117V190H116ZM185 191H186V190H185ZM187 191H188V190H187ZM193 191H194V190H193ZM199 191H200V190H199ZM40 192H41V191H40ZM46 192H47V194H46ZM76 192H77V191H76ZM99 192H100V191H99ZM189 192H190V191H189ZM79 193H80V192H79ZM94 193H95L96 195L94 194V195L90 196L89 199H92L93 201H92V200H91V201L95 203V201H98L97 196L99 195V193L97 192V190H94ZM100 193H101V192H100ZM104 193H105V191H104ZM108 193L111 194L110 191H109ZM108 193H107V195H108ZM41 194H42V193H40V195H41ZM92 194H93V192H92ZM112 194H113V193H112ZM35 195H36V194H35ZM65 195H66V194H65ZM74 195H76V194H74ZM78 195H80V194H78ZM81 195H82V193H81ZM81 195H80V196H81ZM100 195H101V194H100ZM114 195H115V194H114ZM195 195H196V194H195ZM30 196L32 197V195H30ZM41 196H42L43 199H44V197H46V196L43 197V195H41ZM67 196H68V195H67ZM93 196H94V197H93ZM101 196H102V195H101ZM101 196H99V199H100V200H101ZM103 196H104V195H103ZM223 196H224V195H223ZM234 196H235V195H234ZM34 197H36V196H34ZM38 197H39V196H38ZM38 197H37V198H38ZM64 197H65V196H64ZM73 197H74V196H73ZM76 197H77V196H75L74 198H76ZM87 197H88V196H87ZM109 197H110V196H109ZM109 197H108V198H109ZM112 197H113V196H111V198H112ZM68 198H69V197H68ZM74 198H73V199H74ZM81 198H82V197H81ZM84 198H85V197H84ZM105 198H106V197H105ZM115 198H116V195H115ZM191 198H192V197H191ZM32 199H33V198H32ZM34 199L36 200V198H34ZM40 199H41V197H40ZM62 199H63V198H62ZM76 199H77V198H76ZM89 199L87 200V202H89V203L91 204V202H90ZM102 199H103V198H102ZM233 199H235V198H233ZM26 200H27V198H26ZM26 200H25V201H26ZM38 200H39V199H38ZM41 200H42V199H41ZM70 200H71V199H70ZM84 200H85V199H84ZM109 200H110V198H109ZM113 200H114V199H113ZM190 200H191V199H190ZM36 201H37V200H36ZM43 201H44V200H43ZM68 201H69V200H68ZM72 201H74V200H72ZM78 201H80V199H78L77 201H74V202H78ZM85 201H86V200H85ZM101 201H102V200H101ZM104 201H105V200H104ZM198 201H199V200H198ZM69 202H70V201H69ZM69 202H68V203H69ZM82 202H84V201H82ZM99 202H100V201H99ZM102 202H103V201H102ZM183 202H185V201L183 200ZM189 202H190V201H189ZM232 202H233V200H232ZM32 203H34V202H32ZM38 203H39V201H38ZM40 203H41V202H40ZM94 203H93V204H94ZM187 203H188V202H187ZM29 204H30V202L27 203V204H25V205L23 204L24 206H22V207L24 208L26 205H29ZM36 204H37V202H35V205H36ZM73 204H75V203H73ZM78 204H79V202H78ZM81 204H82V203H81ZM86 204H88V203H85V205H86ZM95 204H96V205H95ZM95 204H94V206H97V203H95ZM178 204H179V203H178ZM180 204H182V203H180ZM39 205H40V204H38L37 207H39ZM62 205H63V201H62ZM66 205H67V204H66ZM75 205H77V204H75ZM98 205H99V204H98ZM29 206H30V205H29ZM29 206H26V208H27V207H28V209H29V208H32V207H29ZM32 206H34V205H32ZM81 206H82V205H81ZM81 206H80V207H81ZM83 206H84V205H83ZM83 206H82V207H83ZM86 206H89V204L86 205ZM179 206H180V205H179ZM260 206H261V204H260ZM63 207H64V206H63ZM73 207H74V206H73ZM90 207H93V205L91 204ZM233 207H234V206H233ZM26 208H25V210L28 211V209H26ZM33 208H34V207H33ZM71 208H72V207H71ZM97 208H98V207H97ZM193 208H194V207H193ZM34 209H35V210H38V209H36V208H34ZM62 209H63V208H62ZM73 209H74V208H73ZM81 209L83 210V212H85V210H86L87 208H86L85 210H84V208H81ZM89 209H90V208H88V209L86 210V212H88ZM91 209H92V208H91ZM91 209H90V210H91ZM259 209H260V208H259ZM32 210H33V209H32ZM70 210H71V209H70ZM193 210H194V209H193ZM224 210H225V208H224ZM250 210H251V209H250ZM26 211H25V212H26ZM29 211H30V210H29ZM39 211H40V210H39ZM39 211H38V212H39ZM71 211H72V210H71ZM78 211H80V210H79V207H78ZM91 211H92V210H91ZM93 211H94V209H93ZM171 211H173V210H171ZM73 212H74V210H73ZM83 212H82V213H83ZM89 212H90V211H89ZM89 212H88V214H89ZM94 212H95V211H94ZM176 212H177V211H176ZM197 212H198V211H197ZM26 213H27V212H26ZM71 213H72V212H71ZM191 213H192V212H191ZM200 213H201V212H200ZM235 213H236V212H235ZM75 214H76V213H75ZM77 214H81V213H78V212H77ZM77 214H76V217L78 216ZM86 214H87V213H86ZM88 214H87V216H88ZM91 214H92V213H91ZM93 214H94V213H93ZM95 214H96V212H95ZM95 214H94V216H95ZM181 214H182V213H181ZM187 214H188V213H187ZM187 214H186V215H187ZM70 215L73 216V213L70 214ZM96 215H98V214H96ZM186 215H185V216H186ZM191 215H192V214H191ZM72 216H71V217H72ZM81 216H83V215H80L79 217H81ZM84 216H85V215H84ZM73 217H74V216H73ZM79 217H78V218H79ZM91 217L93 218V215H91ZM166 217H167V216H166ZM168 217H169V216H168ZM82 218H83V217H82ZM82 218H81V219H82ZM84 218H85V217H84ZM87 218H89V216H88ZM92 218H91V220H90V224H89L90 230H91V229H94V228H96V230H97V229L99 228V230L101 231L100 228H101L102 225L99 224V223H100L99 221H100L101 219H103V218L100 217V218H101V219H100V218L98 217L100 220L97 219V217H95L96 219L93 218L94 220H92ZM108 218H109V217H108ZM59 219H60V218H59ZM176 219H177V218H176ZM254 219H255V218H254ZM72 220H74V219H72ZM79 220H80V219H79ZM79 220H78V222H79ZM83 220H84V219H83ZM87 220H88V219H87ZM103 220H104V219H103ZM196 220H197V219H196ZM75 221H76V220H75ZM75 221H74V222H75ZM106 221H107V220H106ZM171 221H172V220H171ZM194 221H195V220H194ZM33 222H34V221H33ZM33 222H32L31 224H32V225L34 224V226H37V225H36L35 223H33ZM58 222H59V221H58ZM80 222H81V221H80ZM87 222H88V221H87ZM87 222H86V221H85V223L83 222V223H84L83 226H84L85 224H87ZM103 222H104V221H103ZM107 222H108V221H107ZM185 222H186V221H185ZM22 223H24V222H22ZM26 223H27V222H26ZM72 223H73V222H72ZM76 223H77V222H76ZM76 223H75V226H76ZM101 223H102V222H101ZM104 223H105V222H104ZM104 223H103V224H104ZM176 223H177V222H176ZM31 224H27V225H29V227H30ZM65 224H66V223H65ZM105 224H106V223H105ZM109 224H110V223H109ZM27 225H26V226H27ZM98 225H99V226H98ZM58 226H59V225H58ZM69 226H70V225H69ZM69 226H68V227H69ZM73 226H74V225H73ZM77 226H78V225H77ZM79 226H80V224H79ZM79 226H78V227H79ZM81 226H82V223H81ZM172 226H173V225H172ZM178 226H179V225H178ZM188 226H189V225H188ZM256 226H257V225H256ZM85 227H86V226H85ZM36 228H37V227H36ZM57 228H58V227H57ZM65 228H66V227H65ZM73 228H74V227H73ZM86 228H87V227H86ZM185 228H187V227H185ZM260 228H261V227H260ZM22 229H23V228H22ZM69 229H70V228H69ZM69 229H68V230H69ZM82 229H83V228H82ZM170 229H171V228H170ZM173 229H174V228H173ZM263 229H264V228H263ZM66 230H67V229H66ZM68 230H67V231H68ZM84 230H85V229H84ZM161 230H162V229H161ZM184 230H185V229H184ZM186 230H187V229H186ZM188 230H190V229H188ZM197 230H198V229L195 230V234H197V233H196ZM200 230H201V229H200ZM261 230H262V229H261ZM33 231H34V230H33ZM64 231H65V230H64ZM94 231H95V230H94ZM31 232H32V231H30V232L28 233L29 236L26 235V236H27V239H28L29 241H30V238H29V237H30V235H31ZM35 232H36V229H35L34 233H35ZM58 232H60V229H58ZM71 232H72V229H71ZM71 232H70V234H71ZM73 232H74V231H73ZM79 232H80V230H79ZM84 232H86V231H84ZM89 232H93V231H89ZM95 232H96V231H95ZM188 232H189V231H188ZM192 232H193V231H192ZM21 233H22V231H21ZM24 233L27 234V230L23 229V233H22L20 236H22ZM34 233H33V234H34ZM76 233H77V235L79 234L78 232H75V236H77ZM86 233H88V232H86ZM182 233H183V229H182ZM25 234L23 235V238H26ZM57 234L60 235L59 233H57ZM64 234H65V232H64ZM66 234H67V233H66ZM68 234H69V233H68ZM70 234H69V235H70ZM73 234H74V233H72V235H73ZM81 234H82V233H81ZM94 234L96 235L97 233H94ZM94 234L92 233V235H94ZM184 234H185V233H184ZM257 234H258V233H257ZM69 235H68V237L70 238ZM85 235H86V234H84V236H85ZM95 235H94V236H95ZM99 235H100V234H98V236H99ZM167 235H169V234H167ZM189 235H191V234L189 233ZM197 235H198V234H197ZM66 236H67V235H66ZM86 236H88V235H86ZM98 236L96 235L97 238H98ZM125 236H126V235H125ZM244 236H245V235H244ZM57 237H58V236H57ZM71 237H72V236H71ZM90 237H91V238H90ZM150 237H152V236H150ZM186 237H187V236H186ZM196 237H197V236H196ZM76 238H77V237H76ZM89 238H90V239H89ZM93 238H95V237H93ZM99 238H100V237H99ZM181 238H182V237H181ZM221 238H222V237H221ZM224 238H225V237H224ZM241 238H242V236H241ZM259 238H260V237H259ZM262 238L264 239V236H262ZM61 239H62V238H61ZM91 239H92V236H91V233H90V236L88 237V240H91ZM167 239H168V238H167ZM171 239H172V238H171ZM186 239H187V238H186ZM190 239H191V238H190ZM263 239H262V240H263ZM57 240H58V238H57ZM63 240H64V239H63ZM65 240H66V239H65ZM79 240H80V238H79ZM85 240H86V238H85ZM96 240H97V239H96ZM98 240H99V239H98ZM98 240H97V241H98ZM180 240H181V239H180ZM240 240H241V239H240ZM258 240H259V239H258ZM69 241H70V240H69ZM72 241L74 242L73 245H75V239H74V240H71L70 242H72ZM158 241H159V240H158ZM171 241H172V240H171ZM220 241H221V240H220ZM238 241H239V240H238ZM66 242H67V241H66ZM76 242H77V241H76ZM85 242H86V241H84V243H85ZM87 242L89 243V241H87ZM87 242H86V245H87ZM90 242H92V244H93V241H90ZM169 242H170V241H169ZM174 242H175V241H174ZM58 243H59V242H58ZM68 243H69V242H68ZM95 243H97V242H95ZM95 243H94V244H95ZM131 243H132V242H131ZM66 244H67V243H66ZM71 244H72V243H71ZM77 244H78V243H77ZM77 244H76V247H77ZM90 244H91V243H90ZM33 245H34V244H33ZM67 245H68V244H67ZM221 245H222V244H221ZM69 246H70V245H69ZM83 246H84V245H83ZM97 246H98V245H97ZM97 246H95V248H96ZM70 247H71V246H70ZM72 247H73V246H72ZM81 247H82V246H81ZM91 247H93V245H92ZM199 247H200V246H199ZM199 247H198V248H199ZM230 247H231V246H230ZM263 247H264V246H263ZM30 248H32V249H33V252H34L36 247H35V246H31ZM74 248H75V246L73 247V249H74ZM88 248H89V246H88ZM93 248H94V247H93ZM32 249H30V250H32ZM85 249H86V248H85ZM85 249H84V250H85ZM91 249H92V248H91ZM96 249H97V248H96ZM137 249H138V248H137ZM30 250H29V251H30ZM68 250H69V248H68ZM81 250H83V249H81ZM86 250H87V249H86ZM88 250H90V249H88ZM29 251L27 252V255H28V254L30 255L31 251H30V252H29ZM70 251L73 252L72 249H71ZM94 251H95V250H94ZM153 251H154V250H153ZM162 251H163V250H162ZM87 252H88V251H87ZM90 252H91V254H88V256H90V255H91V256H90V259H89V258H88V259H89V260H93V259L95 258V256L93 255L95 252H93V250L90 251ZM92 252H93V254H92ZM160 252H161V251H160ZM193 252H194V251H193ZM199 252H200V251H199ZM73 253H74V252H73ZM76 253H77V252H76ZM151 253H152V252H151ZM219 253H220V252H219ZM31 254H32V253H31ZM36 254H37V253H36ZM66 254H67V251H66ZM69 254H71V253H69ZM83 254H84V253H83ZM160 254H161V253H160ZM64 255H65V254H64ZM95 255H97V254H95ZM182 255H183V254H182ZM185 255H186V253H185ZM33 256H34V255H33ZM33 256H32V257H33ZM67 256H68V255H67ZM71 256H72V254H71ZM80 256H81V255H80ZM158 256H159V255H158ZM163 256H164V255H163ZM208 256H209V255H208ZM84 257H85V256H84ZM91 257H94V258L91 259ZM187 258H188V257H186V259H187ZM189 258H190V257H189ZM208 258H209V257H208ZM68 259H69V258H68ZM83 259H84V258H82V260H81L82 262H83ZM85 259H86V258H85ZM88 259H87V260H88ZM112 259H113V258H112ZM115 259H116V258H115ZM115 259H114V260H115ZM219 259H220V258H219ZM7 260H8V259H7ZM64 260L66 261L67 259H64ZM69 260H70V259H69ZM89 260H88V261H89ZM148 260H149V259H148ZM171 260H172V259H171ZM187 260H188V259H187ZM65 261H64V262H65ZM198 261H199V260H198ZM66 262H67V261H66ZM66 262H65V263H66ZM89 262H90V261H89ZM91 262H93V261H91ZM91 262H90V264H92ZM111 262H112V260H111ZM162 262H163V261H162ZM175 262H176V261H175ZM3 263H5V262H3ZM67 263H68V262H67ZM79 263H80V262H79ZM83 263H84V262H83ZM83 263H82V264H83ZM93 263H94V262H93ZM97 263H98V262H97ZM106 263H107V262H106ZM109 263H110V262H109ZM112 263H113V262H112ZM69 264H70V263H69ZM84 264H87V262H85ZM94 264H95V263H94ZM101 264H102V263H101ZM120 264H121V263H120ZM160 264H162V263H160ZM165 264H166V263H165ZM196 264H197V263H196Z\"/></svg>",
	"mask_w": 264,
	"mask_h": 264
}]
</instances>
